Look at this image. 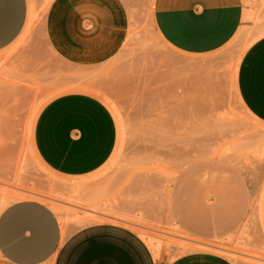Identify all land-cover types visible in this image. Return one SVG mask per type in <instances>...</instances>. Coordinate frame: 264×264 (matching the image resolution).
I'll return each mask as SVG.
<instances>
[{
  "label": "rangeland",
  "instance_id": "1",
  "mask_svg": "<svg viewBox=\"0 0 264 264\" xmlns=\"http://www.w3.org/2000/svg\"><path fill=\"white\" fill-rule=\"evenodd\" d=\"M122 1L125 43L99 66L67 64L46 44L48 0L34 1L22 34L0 52L3 205L40 201L69 232L121 225L155 254L219 248L234 264H264V125L244 110L235 86L243 54L264 35V0H243L239 32L205 54L165 44L153 27V0ZM82 90L110 112L116 143L98 171L63 178L37 160L33 127L47 103ZM63 183L78 187L58 189Z\"/></svg>",
  "mask_w": 264,
  "mask_h": 264
},
{
  "label": "crops",
  "instance_id": "2",
  "mask_svg": "<svg viewBox=\"0 0 264 264\" xmlns=\"http://www.w3.org/2000/svg\"><path fill=\"white\" fill-rule=\"evenodd\" d=\"M34 1L0 0V52L22 34ZM245 16L243 0H153L155 32L166 45L186 54L226 46ZM128 27L122 0H50L43 33L61 60L87 68L111 60L124 45ZM235 86L244 110L264 125V36L243 54ZM115 143L110 112L85 93L54 98L42 108L33 127L35 155L63 178H83L98 171L111 157ZM0 264L234 263L216 254L181 253L173 248L155 254L136 232L111 223L65 231L53 209L40 201L22 200L0 209Z\"/></svg>",
  "mask_w": 264,
  "mask_h": 264
},
{
  "label": "bare ground",
  "instance_id": "3",
  "mask_svg": "<svg viewBox=\"0 0 264 264\" xmlns=\"http://www.w3.org/2000/svg\"><path fill=\"white\" fill-rule=\"evenodd\" d=\"M49 1L50 0H48V2H47V6H48V4H49ZM31 14H32V5H31V7H30V12H29V19H28V21L30 20V18H31ZM262 36H264V35H262ZM261 36V37H262ZM89 92L90 91H87V90H82V91H80V93H85V94H89ZM92 96V95H91ZM30 131V130H29ZM32 131V130H31ZM31 134V133H30ZM29 134V135H30ZM32 136V135H31ZM34 154H35V152H34ZM36 156V155H35ZM36 158H37V156H36ZM37 160L40 162V160L37 158ZM40 164L42 165V166H44L41 162H40ZM45 167V166H44ZM46 168V167H45ZM71 185L72 184H67V183H63V184H58L57 185V188L58 189H66L67 187H71ZM72 186H74L75 188H77L78 187V185H72ZM73 187V188H74ZM72 188V187H71ZM67 190H68V188H67ZM72 190V189H71ZM28 196H31V197H42V196H39V195H36V194H34V193H32V192H28ZM5 205H3V202L1 201V199H0V209L1 208H3ZM86 213L87 214H91L92 212L91 211H86ZM97 218V217H96ZM112 220H114V221H121V220H119V219H115V218H111ZM61 225L63 226V221L61 222ZM63 230H64V228H63ZM141 237V236H140ZM141 239L143 240V241H145V243L147 244V242H146V240L144 239V237L142 238L141 237ZM148 245V244H147ZM150 245V244H149ZM186 246V247H185ZM191 247L192 249L194 248V247H192V245H188L187 246V244H185V245H183V249L184 250H186L187 251V247ZM185 247V248H184ZM197 248H198V246H197ZM203 248V247H202ZM209 247H207V249H208ZM212 248H216V247H212ZM190 249V248H189ZM200 251H205V250H201V248H198ZM204 249V248H203ZM214 249L212 250V251H214ZM198 250V251H199ZM209 250V249H208ZM210 250H211V248H210ZM193 251V250H192ZM211 251V252H212ZM188 252V251H187ZM215 252H218L217 254L218 255H220V256H223V257H225V258H227V257H229V255H228V253L227 252H225V251H223L222 249L220 250L219 248L218 249H216L215 250ZM214 252V253H215ZM155 256V255H154ZM157 257V255L155 256V258ZM229 259V258H228Z\"/></svg>",
  "mask_w": 264,
  "mask_h": 264
}]
</instances>
